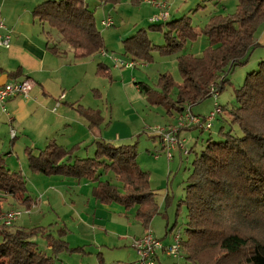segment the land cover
I'll return each instance as SVG.
<instances>
[{"label": "trees", "instance_id": "trees-1", "mask_svg": "<svg viewBox=\"0 0 264 264\" xmlns=\"http://www.w3.org/2000/svg\"><path fill=\"white\" fill-rule=\"evenodd\" d=\"M97 1L115 5L122 0ZM143 1L130 0L134 5ZM32 15L60 34L62 42L73 49L75 60L107 53L95 11L89 9L86 0H42ZM263 25L264 0H238L235 13L210 16L204 26L193 25L189 13L151 22L148 29L141 28L122 41L123 55L137 66L139 61H153L155 52L177 55L201 36L207 39L209 46L201 59L189 53L177 57L180 83L170 73L160 75L157 89L145 82L135 83L150 105L164 107L170 115H181L187 106L211 97V85H216L220 93L224 90L228 75L246 65L252 50L259 46L257 34ZM149 31L162 33L163 44H155ZM44 33L47 49L56 55L63 54L59 45L53 43V34ZM96 73L112 77L111 68L103 62L98 63ZM10 75L17 78L18 74ZM235 96L238 107L229 114L232 125L238 129L221 128V140L208 139L193 162L184 189L181 203L188 209V221L181 247L187 254L186 260L193 264H264V59L256 71L247 74ZM78 109L90 121V127L103 123L98 111L82 106ZM194 129L197 128H189ZM93 145V158H79V144L66 148L53 140L43 149L26 148L29 169L47 176L87 181L93 184L92 195L98 202L119 205L126 212L135 210L136 220L148 228L159 210L150 173L137 165L136 145H116L105 140H97ZM110 173L119 185L107 179ZM26 191L22 173L8 169L0 153V193L30 207L34 204L30 197L19 199L20 192ZM1 231L0 264H57L56 255L67 245L62 239L52 240L47 253L33 241L34 232Z\"/></svg>", "mask_w": 264, "mask_h": 264}, {"label": "rangeland", "instance_id": "rangeland-1", "mask_svg": "<svg viewBox=\"0 0 264 264\" xmlns=\"http://www.w3.org/2000/svg\"><path fill=\"white\" fill-rule=\"evenodd\" d=\"M154 1L161 5L166 4V7L160 9L158 5L150 2L134 5L130 0H122L115 5H103L97 0H86L89 9L95 11L96 25L104 37L108 56L105 57L102 53L91 57L94 58L95 63L93 71L87 65L71 69V78L78 77L80 81L77 93H83L84 103L95 104L99 109L81 106L98 111L104 118L101 125L107 137L104 139L116 145H136L137 165L150 173L151 188L156 193L155 201L159 213L151 220L148 228L136 220L135 210L126 212L123 207L116 204H101L93 197L92 188L86 189L84 185L79 189L72 187V180L78 181L77 179L32 172L28 166L26 148L45 147L34 148L35 138L18 131V138L12 145V137L7 131L0 134V153L5 159V166L12 171L21 172L26 181L27 191L20 192L19 199L30 197L34 202L32 206L26 207L16 198L0 193V229L12 232L16 230L34 232L33 241L38 244L40 250L47 253H50L49 244L52 240H64L67 245L56 255L57 264H140V258L133 245L137 239L147 233L151 232L164 247L176 246L177 237L186 239L188 209L181 201L185 195L186 181L192 173L193 162L205 149L209 138L214 141L221 140L219 135L221 128L225 131L231 128L238 129L236 125H232L229 114L230 110L238 107L235 92L243 85L247 74L256 71L258 63L264 59V49L254 48L248 57V63L238 66L228 75L229 82L221 93L213 84L210 88L211 97L192 107H186L187 111L189 109L191 112L192 109L191 114L203 117L218 110L216 117H219L213 122L211 130L206 131L188 124L179 128V122L187 111L181 115H170L164 107L150 105L141 93V99L136 97L130 87L124 85L132 83L136 86L132 82V79H135L136 83L145 82L157 89L159 77L164 73H170L175 81L180 83L177 57L190 53L201 59L209 46L207 39L201 36L197 41L188 43L177 55L162 56L155 52L153 61L149 63L139 61L137 66L129 70H118L114 68L112 59L116 58L121 62H130L131 59L123 55L124 46L121 38L117 36L123 32L124 39L130 37L141 28L148 29L152 16L158 18L167 11L172 17H178L181 15L178 12L185 8L193 19V25L204 26L210 16L235 13L238 0ZM7 3L9 4V0ZM157 10L163 11L156 14ZM22 18L31 24L35 20L32 12L24 13ZM109 18L114 22V27L107 28L102 25V21ZM35 22L39 28L43 26L45 31L53 34V43L59 45L61 51L68 52L69 57L73 56V49L62 42L56 30H52L47 23L42 25L38 20ZM263 30L264 25L258 30L257 38ZM149 38L155 44H163V35L158 31H149ZM67 56L65 53L62 55L63 58ZM97 62L107 64L111 68L112 77L99 76L96 73ZM118 74L120 76H117ZM65 75L69 78L70 72ZM92 84L93 86H90ZM176 94L175 89L172 93L173 99L176 98ZM74 109L71 114L76 116L78 113L82 116L78 107ZM174 116L179 117L177 123ZM191 127L197 129L189 130ZM159 128L175 130V135L179 139H186L185 146L188 151L192 149V152L186 154L177 149L169 160L160 147L156 132ZM180 132L183 133L181 138ZM94 155V145L83 148L77 153L79 158H93ZM107 179L119 185L113 173L108 174ZM11 211L21 212V216L13 225L7 226L2 218ZM174 225L175 228L170 232ZM2 240L0 233V244ZM157 255L156 264H193L186 260L187 254L182 247L177 258L168 256L162 250H157Z\"/></svg>", "mask_w": 264, "mask_h": 264}, {"label": "crops", "instance_id": "crops-1", "mask_svg": "<svg viewBox=\"0 0 264 264\" xmlns=\"http://www.w3.org/2000/svg\"><path fill=\"white\" fill-rule=\"evenodd\" d=\"M0 1V21L4 22L7 27L3 33H9L11 36L10 47L0 49V85L20 82L25 79H29L33 83L28 98L16 97L9 99L5 105L6 112H3L0 106V134L6 131L10 134L11 129H13L15 136L12 137L10 134L13 145L18 138V131L26 133L30 138H35L34 148L46 146L53 140L66 148L79 144L81 149H86L91 145L93 146L97 140L107 139L101 128L102 124L90 127L91 123L85 116L78 115V113L76 116L71 114L72 109L81 105L95 110L99 109L95 104L84 103L83 93H77L80 83L78 77L76 79L71 78L72 68L87 65L93 71L95 69L94 58L75 60L74 52L72 57H69L68 52H64L68 56L63 58L64 53L56 55L47 49V38L43 26L39 28L35 20L31 24L25 22L22 18L24 13H31L42 0H9V4L7 3L8 0H5V2L4 0ZM147 3L148 0L142 2V4ZM162 11L157 10L156 14H160ZM187 12L185 8L178 13L185 14ZM154 16L150 18V24ZM123 35L124 33L121 32L117 38H121L123 41ZM258 44L257 48L264 49V30L259 35ZM106 54L108 56V53ZM112 62L115 69H131L117 68L113 59ZM14 72L18 74L17 78L10 75ZM67 72H70L69 78L68 75H65ZM117 76H120V74ZM132 82L135 84L136 80L132 79ZM90 86H93V84ZM124 86L130 87L133 94L141 99L137 86H133L132 83ZM63 95L64 98H62ZM178 118L175 117L176 123ZM182 135L183 133L180 132L179 137L181 138ZM158 140L162 150L161 141L159 138ZM8 154H10V151ZM82 181L84 182V180ZM82 181L72 180L71 186L79 189L84 185L89 190L93 187V184L87 181L84 184ZM162 251L164 252V250Z\"/></svg>", "mask_w": 264, "mask_h": 264}, {"label": "built area", "instance_id": "built-area-1", "mask_svg": "<svg viewBox=\"0 0 264 264\" xmlns=\"http://www.w3.org/2000/svg\"><path fill=\"white\" fill-rule=\"evenodd\" d=\"M148 2L156 4L160 7V9H164L166 4H159L154 0H148ZM170 17V14L166 11L163 15L158 18L151 19V22L158 23L166 21ZM105 27H113L114 23L109 18L102 22ZM7 27L4 22L0 21V49L9 48L11 43L10 34H4L3 31L6 30ZM103 56L107 57L106 53H103ZM115 66L117 68H133L136 64L133 62H121L118 59H113ZM33 83L29 79H25L20 82L7 83L4 85H0V106L3 112H6L5 105L9 99L16 97L28 98L29 93L32 90ZM64 98V95L62 96ZM218 105V104H217ZM187 111V110H186ZM217 111H213L208 116H196L191 114L188 111L185 113L184 117L179 122V128L186 127V124L191 126H198L204 130H210L212 128L213 121L216 118ZM158 137L161 140L162 151H164L166 157L171 160L173 157V153L180 149L184 151L186 154L189 153L188 149L185 146V140L179 139L175 135V130L173 129H157L156 130ZM10 134L12 137L15 136V131L11 129ZM21 216V212L11 211L4 215L2 220L7 226L13 225ZM177 244L176 246L164 247L159 240L155 238V236L149 232L142 238L136 240L134 242L133 248L137 253V256L140 258V264H156L155 257L157 256V250H164L168 256L178 257L179 250L181 249V238H176Z\"/></svg>", "mask_w": 264, "mask_h": 264}]
</instances>
